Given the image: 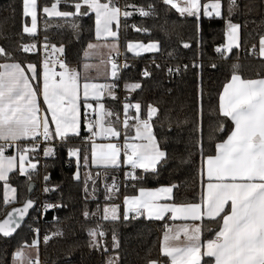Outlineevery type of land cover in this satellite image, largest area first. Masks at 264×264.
<instances>
[{
	"label": "snow or ice",
	"instance_id": "1",
	"mask_svg": "<svg viewBox=\"0 0 264 264\" xmlns=\"http://www.w3.org/2000/svg\"><path fill=\"white\" fill-rule=\"evenodd\" d=\"M166 6H170L181 17H191L197 23L201 15L208 18H223L221 0L201 3V0H162ZM24 17L31 18V27L25 25L23 32L32 34L36 31L37 13L40 8L38 0H22ZM65 7L70 10H62L60 0H55L51 6H44L42 11L49 17H58L70 20V30L74 36H78L81 25L77 22L91 13L95 14V32L97 38L103 33L105 38L118 40L121 16L127 20L137 12L141 17H149L155 14V6L147 7L132 5L133 11H121L113 0H66ZM129 6H126V8ZM246 8L251 12L254 8L264 9V0L258 4L250 5L238 0H229L227 6L228 20L226 23L227 43L223 47H217L216 52L224 56L231 53L233 48L240 47V30L242 25L232 21L234 10ZM7 18H5L6 20ZM113 25L116 30H113ZM135 27V26H133ZM137 32L142 31L135 28ZM147 31V29H143ZM10 36L0 30V182H3L4 203L14 204L17 201V188L9 183L10 174L18 173L29 181L28 189L33 187L32 176L38 174L39 155L57 159L56 144L67 149V156L75 158L76 171L73 179L80 181L81 161L87 167L89 157L82 156V150L71 146L74 138L81 136L82 125L90 134L91 160L98 168H120L127 166L129 171L125 173L127 180L141 182L149 176H159L160 172L169 165V156L166 150H162L153 131L150 121L159 112L155 106H147V119L140 120L141 104L136 102L123 105L124 119L122 126L129 128L128 110L134 108L135 115L131 118L135 121L134 136L129 137L125 131V143L98 144L93 139L101 137L105 139H119L121 131L114 125L119 121V113L106 110L101 101L105 93L111 99L116 100L115 89L118 86L116 77L118 65L111 63V77L113 83H89L87 77L83 83V99L85 111H80L81 84L80 72L71 68L65 60H57L61 71H55L54 62L45 59L42 69L35 63H25L16 59V53H29L36 48L35 44H20L16 49L10 46ZM52 47L61 56L64 55L63 45L45 44V48ZM88 49L97 48L95 44H88ZM112 49L118 54L117 45ZM184 47H190L185 44ZM129 51H135L137 55L141 51L160 52L161 45L158 42L147 45L129 43ZM259 54L264 57V35L259 39ZM171 55V54H169ZM89 65L85 64L87 69ZM128 67V65H125ZM160 65H155L160 69ZM202 68V65L200 66ZM212 67H216L212 65ZM233 74L228 83L223 87L219 95V115L225 120L231 121V127L225 131L224 122L220 121L216 132L225 135L214 143L211 152L205 153L203 140L202 119L200 122V137L197 149L200 155L198 176L201 187L204 189L199 202L178 203L175 201L174 192L179 189V184L169 183L155 188L140 187L138 195H127L123 199L124 212L121 216L120 205L112 204L103 208L102 220L117 222H131L140 217L147 220L163 221L170 214L175 220L203 222L205 218L219 225L214 238L206 243L201 241V224L192 227L185 226L179 230V234L170 235L173 232L167 228L163 235L161 255L168 258L170 264H264V76L260 78H242L237 74L239 64H234ZM187 68V65L184 66ZM181 71L179 68H167V73L173 75ZM142 77L151 79L153 73L145 68ZM128 91L143 90L141 82H134L125 86ZM46 108L42 109L40 97ZM95 101L96 106L89 100ZM203 87L199 86L200 112L202 116ZM99 109L98 119H89V113L95 114ZM50 114V116H49ZM113 117V124L106 125V118ZM50 125H54V128ZM131 141V142H129ZM212 137L209 136V142ZM26 145V146H25ZM10 149L15 154H6ZM183 162V160L181 161ZM44 168L48 165L45 163ZM138 170H142L138 172ZM89 180L93 181L91 195L94 198L95 184L99 180V173L93 180L89 173ZM44 182L43 192L62 193L59 184H53L50 173L42 177ZM135 187V185H133ZM108 193L119 192V187L113 182ZM85 201L89 199V187H84ZM108 196L107 199H111ZM66 205L44 200L40 202L32 198L23 201L21 207H13L7 213L6 218L0 221V236L7 239L12 237L25 222L29 211L38 214V218L52 210H61ZM82 216L87 220L95 213L87 208L82 210ZM54 219H57L54 217ZM39 234V229H33ZM53 235H63L58 230ZM89 237L88 248L90 251L106 254L108 252V233L101 225L87 229ZM183 235L185 239L180 240ZM51 236L44 237L45 243ZM39 239L33 241V246H38ZM112 246L119 248L115 229H112ZM205 257L210 258L205 260ZM22 248L12 253V264H25ZM7 253L0 257V264H5ZM32 264V261H27ZM36 264H39L38 260ZM103 264H118L116 257H107ZM148 264H163L160 259H152Z\"/></svg>",
	"mask_w": 264,
	"mask_h": 264
},
{
	"label": "trees",
	"instance_id": "2",
	"mask_svg": "<svg viewBox=\"0 0 264 264\" xmlns=\"http://www.w3.org/2000/svg\"><path fill=\"white\" fill-rule=\"evenodd\" d=\"M105 1V0H103ZM123 11H133L132 5L147 7L155 6V14L141 17L137 12L127 20L122 16L119 29V45L128 67L119 68L116 81V90L119 97L116 100L106 99L107 107L114 113H119V121L113 126L118 130L122 128L124 118L122 101L141 104V116L147 115V106L152 105L159 112L151 120L154 133L162 150L169 156V165L162 170L159 176H149L145 181L135 182L125 178L124 168L95 169L103 171L102 176L95 184L94 198L91 195L92 180H86L81 175L85 167L81 161L80 181L73 179L76 171L75 158L69 159L67 149L56 144L57 159L39 155L38 174H33L31 191L28 189L29 181L17 171L11 173L9 182L17 188V201L14 204H5L3 199V182H0V221L13 207H21L27 198L43 202L58 203L63 198L66 205L61 210H52L38 218V214L29 211L25 222L20 229L10 238L0 236V257L7 253L5 264H12V253L18 248L33 245L39 239L38 259L45 264H103L107 257H116L118 264H148L149 260L160 259L162 236L165 230V220H147L140 217L137 220L126 222L121 219L117 222L102 220L103 208L108 205H120L123 215V199L127 195H136L140 187L155 188L169 183L179 184V189L174 192L175 201L178 203L199 202L203 193L198 169L200 155L197 142L200 137V122L202 119L203 140L205 153L214 148V143L225 134L216 132L218 122L223 121L225 131L231 127V121L219 115V95L223 87L229 82L233 74V65L239 64L237 74L242 78H260L264 76V58L258 55L259 39L264 35V9L254 8L249 12L246 8L234 10L232 21L242 25L240 30V47L233 48L229 54L216 52L217 47H222L226 42V23L228 20L227 6L229 0H221L223 5V18L200 17L199 22L191 17H181L175 9L166 6L162 0H119ZM207 0H202L206 2ZM241 3L255 5L259 0H238ZM54 0H38L40 8L39 28L36 34L23 32V27L29 24V17L23 16L22 0H0V30L10 36V46L16 49L20 44H35L36 48L29 53H16L17 60L25 63L31 62L41 67L46 55L43 47L48 42L57 47L65 48L66 62L69 66L80 67L84 62L85 50L90 42L95 39V18L91 13L78 19L81 31L74 36L70 30V20L63 18H48L42 16V8L51 6ZM66 0L61 1L62 10ZM126 6H129L126 8ZM5 18H7L5 20ZM130 23H133L131 27ZM135 28L142 31L137 32ZM147 29V31H143ZM130 41L151 42L156 41L161 45L160 52L135 55L130 53L126 46ZM181 41L192 43L189 50L180 46ZM171 54V55H169ZM0 62H3L0 60ZM155 65H160L156 69ZM187 65L185 69L184 66ZM202 65V68L200 67ZM215 65L216 67H212ZM179 68L181 71L169 75L167 68ZM147 68L153 73L151 79L142 77L143 70ZM114 82V81H113ZM134 82H141L143 90L131 91L125 86ZM203 87L202 116L200 112L199 86ZM123 99V100H122ZM113 117L107 122L113 124ZM134 121L129 123L128 136L133 135ZM125 134V132H124ZM89 134L82 125L81 136L74 138L71 146L82 150L81 155L89 157L91 162V141ZM209 136L212 141L209 142ZM26 146V145H25ZM10 149L8 153H11ZM40 157H42L40 159ZM183 160V162H181ZM47 163L48 167L43 165ZM142 170H138L141 172ZM50 173L53 184H59L62 193L43 192L44 182L42 177ZM93 180L96 176L92 174ZM112 180L118 182L119 192L108 193L106 185ZM89 187V199L85 201L84 187ZM135 185V187H133ZM111 196V199H107ZM87 208L95 213L87 220L82 216V210ZM57 218V219H54ZM101 225L108 233V252L100 254L88 248L89 237L87 229ZM219 225L213 221L205 220L203 223V240L212 238ZM39 229V234L33 231ZM112 229H115L119 248L112 246ZM58 230L63 235H53ZM52 238L46 243L44 237Z\"/></svg>",
	"mask_w": 264,
	"mask_h": 264
},
{
	"label": "crops",
	"instance_id": "3",
	"mask_svg": "<svg viewBox=\"0 0 264 264\" xmlns=\"http://www.w3.org/2000/svg\"><path fill=\"white\" fill-rule=\"evenodd\" d=\"M101 2H105V1L101 0ZM207 2H211V0H207L206 2H202V0H201V3L202 4L203 3H207ZM222 10H223V8H222ZM92 14L94 15V18H95V14L94 13H92ZM42 16L48 17V18H58V17H49L43 11H42ZM121 18H122V16H121ZM39 21H40V15H39V12H38L37 13V26H36V31H35V33H32V34H36L37 33L38 28H39L38 27ZM27 26L28 27H31V18L30 17H29V24ZM113 30L114 31L116 30V26L115 25H113ZM89 44H95V45H97V48L96 49H93V50H89L88 47H87L86 50H85V54H84L85 60L81 64V66L80 67L70 66L71 68L77 69L80 72V84H81L80 111H81V114H82V119H83V113L85 111V108H84V99H83V83L86 82L85 81V77H87V82H89V83H99V84L112 83L113 82V78L111 77V70H112L111 69V63L112 62L110 61V58L121 55V48H120V45H119V38H118V40H113L110 37L109 38H105V36H104L103 33L101 34L100 38H97L96 32H95V39L92 42H90ZM113 44L117 45V47H118V54H117V52L115 50L112 49L111 46ZM258 55H260L259 54V51H258ZM261 58H264V57H261ZM45 59H49V58L46 57ZM85 64L89 65V67L87 69L84 68V65ZM117 65H118V70H119L120 66H119L118 63H117ZM42 66H43V63L41 65V67H40L41 69H42ZM115 95L117 97H119V93H118V91L116 89H115ZM108 98L111 99V97H109L107 95V93H105L104 98H103V100L101 102L104 103L106 110L111 111L107 107V103H106V99H108ZM39 99H40V104H41L42 109L46 108V105L43 104L42 96ZM89 102L90 103H93L94 106H96V102L95 101H92L90 99ZM125 102L126 101L123 100L122 101V104L124 105ZM128 115H129V113H128ZM49 116H50V114H49ZM98 116H99V109H98V107H97V112L95 114H92L91 112L89 113V118L98 119ZM108 118L109 117L106 118V125L109 124L107 122V119ZM123 119H122V121H123ZM122 121H121V124H122ZM50 126L54 128V125H50ZM122 128H123V126H122ZM134 131H133V135L132 136H134ZM86 132H87V130H86ZM124 132H125V130H121V137H120V139L125 143ZM89 136H90V134H89ZM132 136H129V137H132ZM93 139L98 144L113 143L112 141L105 140V139H103L101 137H94ZM129 142H131V141H129ZM11 150H12L11 153H6V154L14 155L15 154V150L14 149H11ZM41 158L42 157H40V159ZM120 168L126 169L127 166L122 165ZM95 169H105V168H103V167H99L98 168L96 165H94L92 163V160H91L90 166L85 167V169L83 170V172L81 173V175L84 176L86 178V180L89 179L88 178L89 173L91 175L92 174L95 175L96 173H99V174H101L100 176H102L103 171H100V170L94 171ZM10 184H11V186L15 187L12 183H10ZM3 195H4V191H3ZM136 195H138V193ZM123 212H124V206H123ZM165 219H166L165 223H169V225L167 227H165L164 232L167 230V228H171L173 230V232L170 233V235L179 234V230L182 229L185 226L192 227L195 224H201V227H202L201 241L204 242V243L207 242V240H205V241L203 240V223H204L205 220H207V218H205L203 222L184 221V220H175V221H173L170 218V214H169L168 216L165 217ZM164 232H163V235H164ZM212 238H214V236ZM184 239H185V237L183 235H181L180 236V240L183 241ZM162 242H163V236H162ZM161 245H162V243H161ZM34 258H38V249H37V256L31 257L29 260L31 261ZM207 259H210V258L205 257V260H207ZM163 264H170L168 258L165 257V261H163Z\"/></svg>",
	"mask_w": 264,
	"mask_h": 264
},
{
	"label": "built area",
	"instance_id": "4",
	"mask_svg": "<svg viewBox=\"0 0 264 264\" xmlns=\"http://www.w3.org/2000/svg\"><path fill=\"white\" fill-rule=\"evenodd\" d=\"M61 1L62 0H60V3H61ZM54 2H55V0H54ZM114 3H118V4H121V2L119 1V0H115V1H113ZM130 25H131V27H133V23H130ZM48 45H54L53 43H51V42H48L47 43ZM43 53L46 55V57L47 58H49L51 61H53L54 62V65H55V71H57V72H59V71H61V69L59 68V66H58V64H56L55 62L57 61V60H65L66 61V57H65V54L63 55V56H61L59 53H57L52 47H48V48H45V45H44V47H43ZM110 61L111 62H113V61H115L116 63H118L119 64V66H120V68H124L125 67V65H127V62H126V60L124 59V57L122 56V55H120V56H115V57H111L110 58ZM67 63V62H66ZM131 112H134L135 113V109L134 108H132L131 109ZM143 119H147V115H145V116H141ZM89 119H92V118H89ZM89 137V136H88ZM103 139H105V138H103ZM105 140H110V141H112L113 143H117V144H120V145H122L124 142L119 138V139H105ZM127 171H129V169L128 168H126L125 169V172H127ZM97 174V173H96ZM96 174H95V176H96ZM101 174H99V176H100ZM113 182H115V184L118 186V182L116 181V180H112V181H110L109 183H108V186L110 187L112 184H113ZM169 225V223H165V225H164V228L165 227H167ZM37 260H38V262H39V264H45L42 260H40V259H38V258H34V259H32L31 261H32V264H36V262H37Z\"/></svg>",
	"mask_w": 264,
	"mask_h": 264
},
{
	"label": "rangeland",
	"instance_id": "5",
	"mask_svg": "<svg viewBox=\"0 0 264 264\" xmlns=\"http://www.w3.org/2000/svg\"><path fill=\"white\" fill-rule=\"evenodd\" d=\"M113 1H115V0H113ZM117 4V6H119L120 8H121V11L123 12V8H122V5L121 4H118V3H116ZM38 27H39V23H38ZM131 43H140V44H145V45H147V44H149V43H153V42H156V41H151V42H147V43H145V42H141V41H130ZM130 42H128L127 43V46H126V48H127V50L129 51V49H128V44L130 43ZM226 43H227V39H226V42H225V44L224 45H226ZM223 45V46H224ZM222 46V47H223ZM130 53H133V54H135V55H137L136 53H135V51H129ZM147 53H153V52H149V51H141V53L140 54H147ZM139 54V55H140ZM226 54H229V53H227L226 52ZM121 55L123 56V54H122V51H121ZM113 83V82H112ZM125 89H126V87H125ZM127 92H131V91H127ZM129 101H126L125 103H128ZM132 104H135V103H132ZM128 113H129V123L131 122V121H134L133 119H131L134 115H135V113L134 112H131V109H129L128 110ZM139 119L140 120H144L142 117H141V111H140V113H139ZM134 123H135V121H134ZM150 123H151V121H150ZM23 250V253H24V257L26 258L25 259V264H27V261H29V259L31 258V257H35V256H37V247L36 246H33V245H31V246H27V247H25V248H23L22 249Z\"/></svg>",
	"mask_w": 264,
	"mask_h": 264
},
{
	"label": "water",
	"instance_id": "6",
	"mask_svg": "<svg viewBox=\"0 0 264 264\" xmlns=\"http://www.w3.org/2000/svg\"><path fill=\"white\" fill-rule=\"evenodd\" d=\"M185 44L190 45V47H184ZM180 46H181L184 50H189V49L192 47V43H190V42H186V41H181V42H180ZM11 211H12V210H11ZM11 211H10V212H11ZM5 218H6V217H5ZM5 218H4V219H5ZM2 221H3V220H2Z\"/></svg>",
	"mask_w": 264,
	"mask_h": 264
}]
</instances>
